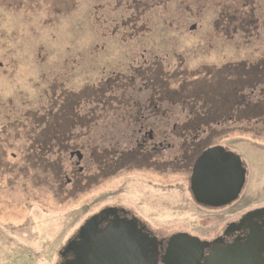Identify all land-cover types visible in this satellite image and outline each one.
<instances>
[{
	"label": "rangeland",
	"instance_id": "obj_1",
	"mask_svg": "<svg viewBox=\"0 0 264 264\" xmlns=\"http://www.w3.org/2000/svg\"><path fill=\"white\" fill-rule=\"evenodd\" d=\"M178 51L190 66L204 63L177 73ZM193 51L212 55L195 59ZM0 63V264H58L71 233L114 202L139 205L163 236L189 231L207 239L234 210L261 203L247 193L229 212L202 211L182 199L181 185L157 190L127 180L119 164L105 166L99 157L110 153L103 160L110 162L112 139L135 129L136 120L116 116L147 98L175 115L229 114L259 130L264 144V118L249 121L264 114V86L250 87L264 83V0H0ZM131 70L141 75L134 72L132 83ZM103 89L109 100L96 110L93 99ZM241 95L262 101L243 105ZM131 110L139 113L135 104ZM93 113L107 121L87 122ZM244 143L238 148L252 167L250 189L261 191L264 150L249 157ZM76 151L84 167L75 174L78 188L64 178L76 169ZM178 179L166 173V184Z\"/></svg>",
	"mask_w": 264,
	"mask_h": 264
},
{
	"label": "flooded vegetation",
	"instance_id": "obj_2",
	"mask_svg": "<svg viewBox=\"0 0 264 264\" xmlns=\"http://www.w3.org/2000/svg\"><path fill=\"white\" fill-rule=\"evenodd\" d=\"M195 29L192 31H195ZM178 52L175 55L177 63L175 72L177 73L180 71L183 73L187 72L188 67L192 71L198 63H204L203 60H199L193 62L194 65L190 66L188 64L189 59L184 60L183 55H181L184 54V51ZM194 52L197 55H194L195 57L191 56V58L195 59L212 55L211 52ZM218 55H221V53ZM132 68L128 70L130 71ZM134 72L140 75L138 70H131L130 77L128 76L129 80H131V82L129 81L130 83L134 80L132 77ZM112 78L114 80L120 79L117 76ZM141 79L144 80L142 77ZM259 83L258 81V83L252 84L250 86L251 89H255ZM141 86L144 89L148 84L145 81L141 83ZM103 93L104 89L96 92V97L93 99L95 109H99L100 104H107L109 98H104ZM241 96L244 102L243 105H257L262 101L259 98L256 102L246 101L243 95ZM76 102L78 104V101ZM134 104L138 106L139 111V113L135 114V117L131 112V106ZM198 107L194 105V109L198 110ZM194 111L175 115L166 112L164 104L154 98H147L144 104L130 103V107H124L116 118L124 122L136 120L135 129L132 131H119L120 136L115 141L112 139L114 152H112L111 161L107 164L103 161L110 153H107V155L102 153L99 157L100 160L105 166H116L119 164L121 168L119 171L124 172L123 174L126 175L125 178L127 180L134 177L136 180L157 190H163L168 185H181L183 190L182 199L192 202L196 208L202 211L216 212V214L229 212L236 203L246 197L247 193H251L250 196L254 197V202L261 198V203L240 208L237 211L234 210L233 212L238 214L234 213V216L231 217L232 219L224 224L222 231L212 239L204 238L189 231L174 232L163 236L143 220L140 211L137 209L139 205L135 207L132 204L114 202L99 206L65 240L61 250L58 251V264H74L75 252L80 251L82 248L90 247L91 243L95 244V246L109 244L112 248V255L127 254L131 250H135L137 256L142 259L144 264H192L193 259L190 257L183 259L178 257L171 258L169 251L170 240L177 234H187L192 238L198 239L201 243L208 244L202 249L198 264H207L206 259L215 249H222L232 244L244 245L251 238L262 242L263 247L258 255L264 262V189L261 191H257V189L252 191L250 189L251 185L248 178L250 179L252 167L249 166L245 153L238 148L239 145L244 146L246 140L250 145L249 153L246 152V155L255 157V154L260 152L259 148L264 150V144L259 140L261 132L253 130L250 127L251 125L245 126L244 122L235 124L229 114H222L221 119L227 121V124L219 128L222 120L219 119L218 115L194 113ZM218 111V109H215V112ZM80 112L79 114L82 115ZM85 115L89 116L92 114L87 113ZM107 116L106 114L93 113L92 119L87 122L92 120L107 121L105 120ZM258 118H264V114L257 115L249 121L256 123ZM182 121H188V123L182 124ZM168 126H171V129L166 130ZM246 127L248 129L251 128L247 133L252 135H245ZM245 136L248 137L246 138ZM116 142L122 144L120 145L121 148H116ZM208 150H212V152L207 157L206 165L198 167V161ZM251 150H255L256 153ZM115 152L119 154L116 155ZM76 153H79V157ZM82 155L79 151L70 152V157L76 156L77 161L74 165L76 169L70 171V176L64 177L67 186L79 187L75 174L77 173L79 177L83 173L84 167L80 166ZM92 156L96 158V155ZM122 163H125V166ZM166 173H170L173 177L176 175L179 178L178 181L166 184ZM203 175L206 177L205 187L195 182L196 177L200 178ZM242 175L243 178L241 177ZM81 181L87 182V179L83 177ZM99 183L98 180H95V187H98ZM235 192L237 193L236 198L220 207L206 206L195 201L196 197L206 200H225ZM102 213H104V219L100 224L96 226L85 225L92 217ZM92 240L94 242H91ZM189 248V254L192 255L193 251L196 254L194 245Z\"/></svg>",
	"mask_w": 264,
	"mask_h": 264
},
{
	"label": "water",
	"instance_id": "obj_3",
	"mask_svg": "<svg viewBox=\"0 0 264 264\" xmlns=\"http://www.w3.org/2000/svg\"><path fill=\"white\" fill-rule=\"evenodd\" d=\"M195 25L190 27V31L194 30ZM2 64L0 63V67ZM212 150H208L203 154V157L198 161V167L206 165L207 157ZM79 157V153H76ZM243 178V175L241 176ZM196 177V183L205 187V176ZM237 192V191H236ZM230 195L225 200H206L195 198L197 203L211 206L220 207L232 202L237 193ZM194 193H196L194 191ZM104 219V213L92 217L85 225L96 226ZM91 242H94L93 240ZM91 243L90 247L82 248L80 251L75 252L74 264H144L142 259L137 256L135 250L127 252V254L112 255V248L109 244L98 245ZM170 256L171 258L178 257L180 259L190 257L192 264H198L201 257L202 249L208 246L206 243L199 242L198 239L192 238L187 234H177L170 240ZM192 245L196 248V254H189ZM263 247L262 242L251 238L244 245L232 244L222 249H215L211 252L210 256L206 259L207 264H264L259 258V251Z\"/></svg>",
	"mask_w": 264,
	"mask_h": 264
},
{
	"label": "trees",
	"instance_id": "obj_4",
	"mask_svg": "<svg viewBox=\"0 0 264 264\" xmlns=\"http://www.w3.org/2000/svg\"><path fill=\"white\" fill-rule=\"evenodd\" d=\"M259 85L262 87V86H264V83L262 82V83H259ZM256 88V87H255Z\"/></svg>",
	"mask_w": 264,
	"mask_h": 264
}]
</instances>
